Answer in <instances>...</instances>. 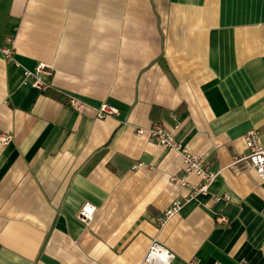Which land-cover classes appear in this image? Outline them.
<instances>
[{
	"label": "crops",
	"instance_id": "0c3cea01",
	"mask_svg": "<svg viewBox=\"0 0 264 264\" xmlns=\"http://www.w3.org/2000/svg\"><path fill=\"white\" fill-rule=\"evenodd\" d=\"M156 124L219 173L208 193ZM252 129L264 145V0H0V264H149L154 239L171 264H264Z\"/></svg>",
	"mask_w": 264,
	"mask_h": 264
},
{
	"label": "built area",
	"instance_id": "2783aa9c",
	"mask_svg": "<svg viewBox=\"0 0 264 264\" xmlns=\"http://www.w3.org/2000/svg\"><path fill=\"white\" fill-rule=\"evenodd\" d=\"M3 52L6 57L13 60V50L5 48ZM53 68L44 62L38 63L35 68L24 70L25 82L30 83L32 86L40 89L43 92H47L52 85ZM68 104L77 111L84 109L85 103L77 97H69ZM119 112L118 107L109 103H103L99 109L97 116L99 118H105L109 115H113ZM144 131L139 129L138 134H142ZM151 137L158 143L164 145L169 149L179 151L183 157L184 171L186 175L197 174L201 177V184L193 186V195L199 193H208L210 186L216 181L219 173L212 171L205 159L196 153L191 152L186 146L178 141L175 136L166 130L159 124L154 125L150 129ZM246 145L249 149V153L246 156L248 164L255 170L261 181L264 183V145L260 141V133L257 129L249 130L244 134ZM11 140V136L6 133H0V141L8 143ZM230 200L229 194L223 196H217L216 199ZM181 201H174L171 207L165 212L164 217L161 218V224L167 219L175 215L181 208ZM95 208L86 205L82 211L81 216L84 219H92ZM219 221L227 223L228 218L220 216ZM174 259V254L158 239H154L150 245L145 261L149 264H171Z\"/></svg>",
	"mask_w": 264,
	"mask_h": 264
}]
</instances>
